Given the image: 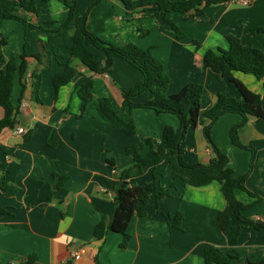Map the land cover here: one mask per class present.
Listing matches in <instances>:
<instances>
[{
	"label": "crops",
	"instance_id": "crops-1",
	"mask_svg": "<svg viewBox=\"0 0 264 264\" xmlns=\"http://www.w3.org/2000/svg\"><path fill=\"white\" fill-rule=\"evenodd\" d=\"M250 1L249 6L236 0L204 6L202 15L189 20L181 13H169L168 18L183 34L178 37L170 24L142 14L140 9L127 11L118 0H101L90 12L87 28L106 42L133 43L150 50L170 77V95L191 83L203 85L206 94L201 108L205 113L213 107L218 94L243 100L234 84L208 68L205 53L228 50V36L264 53V37L252 32L264 27V0ZM85 3L87 8L96 0ZM36 6L41 10L39 16L23 12L22 15L46 29L60 28L69 15L68 7L60 0H36ZM78 7L74 28L85 13L84 7ZM0 32L7 40V45L0 47L5 59H14L19 65L20 56L26 54L29 63L25 89L18 74L14 82L12 102L18 111L14 128L0 134V176L8 185L7 190L0 189V208L8 210L0 216V264H206L205 249L209 246L218 247L224 254H238L243 260L235 264L255 261L264 255V231H243L239 242L232 245L220 230L219 214L226 205L221 184L187 185L174 178L168 158L157 167L148 165L142 176L125 179L140 187L156 181L160 191L171 190L172 195L160 198L158 205L144 206L143 216L134 215L125 247V238L119 233L108 232L102 240L96 239V226L102 220L109 221L113 213L115 183L134 164L127 147L136 146L147 155V139L160 142L166 127L179 130L181 122L174 114L123 107L124 91L144 77L120 57L115 58L112 70L103 74H94L74 60L78 74L56 92L53 77L71 61V50H53L40 30L1 15ZM85 44L104 64L105 55L92 41L86 39ZM36 55H40L41 61ZM45 68L49 72L41 77L39 103L33 97L30 78ZM5 69L6 64H0V82ZM235 76L264 96L262 80L239 72ZM86 77H93L94 88L92 99L83 106L78 86ZM101 98L109 99L125 122L134 123L135 134L112 126L101 112ZM150 99L151 94L144 93L135 103ZM4 116L0 107V120ZM208 124V120L203 121L186 135L188 151L183 158L190 165L209 164L213 157L204 135V126ZM240 125V140L245 145L253 144L256 152L251 171L252 151L236 147L230 137L231 130ZM20 128L24 133L18 132ZM211 137L228 156L236 177L250 173L244 186L261 201L243 214L264 222V180L260 178L264 168V120L250 118L245 122L240 114H224L214 123ZM58 176L66 180L56 191ZM236 198L244 204L257 200L243 190L236 191ZM178 213L183 214L180 228L174 226ZM233 223L237 227L242 224L237 219ZM77 253L80 259L74 258Z\"/></svg>",
	"mask_w": 264,
	"mask_h": 264
},
{
	"label": "trees",
	"instance_id": "trees-1",
	"mask_svg": "<svg viewBox=\"0 0 264 264\" xmlns=\"http://www.w3.org/2000/svg\"><path fill=\"white\" fill-rule=\"evenodd\" d=\"M49 2L51 0H43ZM69 9V15L65 23L58 29H46L41 25H34L30 22L27 15L23 13L40 15L41 10L36 6V0H0V15L6 20H15L23 23L26 27H32L40 30L53 50L66 48L71 50V61L64 64V71L53 77V84L56 92L62 87L67 86L78 74L76 67L72 64L78 60L89 71L94 74H103L113 68L114 60L120 57L126 60L133 67L143 74V80L137 83L130 90L123 93L124 108H146L155 111L158 114L170 113L176 115L180 122L179 130L173 127H166L163 133V139L155 142L147 139V145L150 150L147 155H143L136 146H129L126 149L128 155L134 160L132 167L123 172L122 177L115 183L113 191L115 193L114 209L109 221L102 220L95 228L94 237L102 240L108 232L122 234L125 238L123 246L128 240V228L134 215L143 216V207L147 205H158L160 198L171 196V190H159L156 181L149 185L140 187L131 185L125 177H139L144 174L148 165H157L168 158L169 164L173 169L175 179L183 180L192 187H203L213 182H219L222 186V193L225 198V208L219 214V227L222 233L228 238L230 244L236 245L239 242L243 231L257 230L264 231V222L251 220L244 216V211L255 206L261 201L255 193L249 192L244 186L250 173L244 176L236 177L230 167V160L214 143L211 137V130L214 123L224 114L236 113L244 117L245 122L250 118L264 120V96L250 90L235 74L243 73L253 75L263 81L264 87V53L256 48L246 47L239 38L228 36V50H209L204 55V61L208 68L214 73L220 75L234 84L242 95L243 100L218 94L216 102L211 109L202 113L201 102L206 94V89L201 84L191 83L185 86L179 93L170 95L168 93L170 77L166 73L164 64L156 59L150 50H144L139 46L128 44H112L93 35L87 28L89 12L84 14L77 28L72 26L75 19L78 0H60ZM101 0H98L99 2ZM128 11L140 9V13L148 14L153 18L161 20L164 24H170L176 31L178 37L183 34L175 23L168 18L172 12L181 13L186 20L199 17L203 14L204 6H211L227 2L228 0H140L133 2L130 0H121ZM163 25L161 29H163ZM253 34H259L264 37V27L252 30ZM92 41L94 47L102 52L106 59L104 64L97 54L89 49L85 41ZM7 40L0 32V47L6 46ZM41 61L40 55L35 56ZM0 64H6V69L2 74L0 82V107L5 111V116L0 120V134L3 130L15 125V116L17 109L12 102L14 82L17 74L20 77L23 90L25 89V80L29 72L28 56H20V64L16 60H6L0 52ZM49 72L45 68L43 71L33 73L30 80L33 88V97L41 103L39 98L40 81L43 73ZM94 80L93 77H86L78 86V95L85 106L93 97ZM144 93H150L151 99L146 103H135V100ZM99 105L102 114L110 121L113 127L123 131L126 134L136 133L134 123H127L116 111L112 103L107 98H101ZM208 120L209 124L204 126V135L213 152V157L209 164L190 165L185 162L183 156L188 151L185 140L190 130L196 129L203 121ZM242 125L236 126L231 130L230 137L233 145L241 149L252 151L253 160L251 169L255 162V149L253 144L245 145L239 137V131ZM29 136L26 137L28 139ZM110 164L113 166L112 160ZM56 191L64 184L66 178L56 177ZM260 178L264 180V168L260 172ZM8 185L3 177L0 176V189L7 190ZM243 190L257 200L252 204H244L236 198V191ZM8 210L0 208V216L7 214ZM237 219L242 224L235 226L233 220ZM183 214L178 213L175 217L174 226L180 228ZM34 260V257L32 258ZM243 259L236 253L224 254L216 246H209L205 249L206 264H235ZM245 264H264V255L259 259L246 260Z\"/></svg>",
	"mask_w": 264,
	"mask_h": 264
},
{
	"label": "rangeland",
	"instance_id": "rangeland-1",
	"mask_svg": "<svg viewBox=\"0 0 264 264\" xmlns=\"http://www.w3.org/2000/svg\"><path fill=\"white\" fill-rule=\"evenodd\" d=\"M98 0H96V3H94V4H92V5H89L87 8H86V6L87 5H85V4H87V3H85V0H78L77 1V7H78V5H79V9H82L83 7H84V9H85V13L84 14H86V13H88L89 12V15H90V12L92 11V9L95 7V5L97 4V3H99V2H97ZM130 1H133V2H137V1H140V0H130ZM172 1V0H171ZM118 2H120V3H122L124 6H125V4L121 1V0H118ZM125 8H126V6H125ZM83 9V10H84ZM126 10H127V8H126ZM128 11V10H127ZM32 28V27H31ZM120 44V43H119Z\"/></svg>",
	"mask_w": 264,
	"mask_h": 264
},
{
	"label": "built area",
	"instance_id": "built-area-1",
	"mask_svg": "<svg viewBox=\"0 0 264 264\" xmlns=\"http://www.w3.org/2000/svg\"><path fill=\"white\" fill-rule=\"evenodd\" d=\"M238 3L244 5V6H249L251 4V1L250 0H236ZM18 132L21 134V133H24V129H19ZM74 258L75 259H80V254L77 253L74 255Z\"/></svg>",
	"mask_w": 264,
	"mask_h": 264
},
{
	"label": "water",
	"instance_id": "water-1",
	"mask_svg": "<svg viewBox=\"0 0 264 264\" xmlns=\"http://www.w3.org/2000/svg\"><path fill=\"white\" fill-rule=\"evenodd\" d=\"M11 128H14V126H11Z\"/></svg>",
	"mask_w": 264,
	"mask_h": 264
}]
</instances>
